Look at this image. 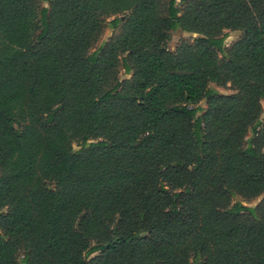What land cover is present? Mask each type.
<instances>
[{"label":"trees","instance_id":"1","mask_svg":"<svg viewBox=\"0 0 264 264\" xmlns=\"http://www.w3.org/2000/svg\"><path fill=\"white\" fill-rule=\"evenodd\" d=\"M262 100L264 0H0V264H264Z\"/></svg>","mask_w":264,"mask_h":264},{"label":"rangeland","instance_id":"2","mask_svg":"<svg viewBox=\"0 0 264 264\" xmlns=\"http://www.w3.org/2000/svg\"><path fill=\"white\" fill-rule=\"evenodd\" d=\"M175 1L178 4L179 0H175ZM42 4L46 5L45 2H42ZM112 32H113L112 28L106 26L103 33L101 34V36L99 37V39L95 43L94 48L98 47L103 41H105L112 34ZM225 34H226L225 35V44L226 45H229L231 42H233L239 36V33L236 31H225ZM194 37H195L194 34L183 32L180 30H175V31L171 32V34H170V38L167 42V47L169 50L173 51L181 40L191 41ZM128 76H129V74H123V73L120 74V78H124V77H128ZM210 87L212 89L216 90L217 92L223 93V94L233 92V90L228 86L220 87V86H217L213 83H210ZM199 105L204 107L205 106L204 100H202L199 103ZM261 105L263 108V114H262L261 118L264 119V100L261 101ZM249 136H250V133L247 134V138ZM73 147L77 148L75 143L73 144ZM261 197H262V195L254 198L248 202H244V204L246 206L253 207L257 204V202L261 199Z\"/></svg>","mask_w":264,"mask_h":264}]
</instances>
